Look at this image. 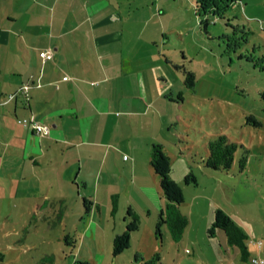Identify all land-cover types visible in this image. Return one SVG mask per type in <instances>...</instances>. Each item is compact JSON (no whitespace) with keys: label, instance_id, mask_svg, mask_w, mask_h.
<instances>
[{"label":"crops","instance_id":"obj_1","mask_svg":"<svg viewBox=\"0 0 264 264\" xmlns=\"http://www.w3.org/2000/svg\"><path fill=\"white\" fill-rule=\"evenodd\" d=\"M160 8V0H0V209L16 221L120 220L121 231L128 209L163 207L149 152L160 143L170 154L175 88L161 72ZM46 48L52 58L42 62ZM30 114L47 134L17 121Z\"/></svg>","mask_w":264,"mask_h":264},{"label":"rangeland","instance_id":"obj_2","mask_svg":"<svg viewBox=\"0 0 264 264\" xmlns=\"http://www.w3.org/2000/svg\"><path fill=\"white\" fill-rule=\"evenodd\" d=\"M160 1L161 72L175 88L166 109L174 134L165 143L183 195V225L165 220L156 236L143 224L154 232L160 208L136 213L138 229L114 253L113 237L130 217L121 231L120 220L94 228L84 219L65 228L16 221L7 207L0 209L7 216L0 222V264H264V0H234L215 14L197 13L196 0ZM189 72L192 85L184 81ZM218 133L237 145L226 169L204 164L206 141ZM188 168L196 183L184 182ZM216 208L232 219L229 232H207Z\"/></svg>","mask_w":264,"mask_h":264},{"label":"trees","instance_id":"obj_3","mask_svg":"<svg viewBox=\"0 0 264 264\" xmlns=\"http://www.w3.org/2000/svg\"><path fill=\"white\" fill-rule=\"evenodd\" d=\"M234 0H196L195 7L198 12L206 14L211 12L213 14L221 12L226 6L231 4ZM192 74L187 73L184 81L187 85H192ZM236 142L230 140L226 134L218 133L213 135L206 141V156L204 158V164L211 168H228L233 160V154L236 150ZM244 160V156L240 159V163ZM149 164L153 171L159 177V185L162 191V195L165 199V207L160 208L158 213V221L155 225L154 234L160 235L159 227L161 222L167 220L170 225L175 227L176 221H179L180 213L177 211V205L183 201V195L180 186L175 182L170 175L171 167L168 155L164 152L163 146L160 143H152L149 152ZM183 180L185 183H196L194 174L188 168V172L185 173ZM85 211L89 209V201L83 199ZM165 214L167 215L164 218ZM127 215L130 217L125 230L115 234L112 241L113 252L117 253L128 245L129 233L135 230L138 226L137 218L131 210H127ZM164 215V216H163ZM184 217L179 221L184 223ZM233 226V221L230 216L220 208L214 210L213 220L208 227L207 232L212 233L214 228H221L225 231H230ZM80 264H86V262L78 261ZM76 264V263H74Z\"/></svg>","mask_w":264,"mask_h":264},{"label":"built area","instance_id":"obj_4","mask_svg":"<svg viewBox=\"0 0 264 264\" xmlns=\"http://www.w3.org/2000/svg\"><path fill=\"white\" fill-rule=\"evenodd\" d=\"M38 54L42 62H44L52 58V49L46 48V49L39 50ZM29 88H30V84H28L27 82L22 83L20 87L18 88V92L23 96V100L26 102L29 99ZM14 94L15 92L8 93L7 95L4 96L3 101H6L12 98ZM17 121L23 125L29 126L35 133H38L40 135L48 133V130H49L48 125L34 118L32 114H30L29 116L18 118ZM252 262L261 263L262 259L252 258Z\"/></svg>","mask_w":264,"mask_h":264}]
</instances>
